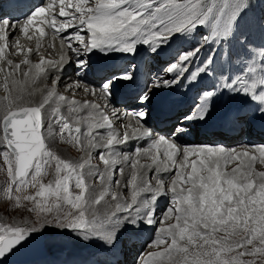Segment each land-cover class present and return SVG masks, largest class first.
Returning <instances> with one entry per match:
<instances>
[{"label":"snow or ice","instance_id":"snow-or-ice-1","mask_svg":"<svg viewBox=\"0 0 264 264\" xmlns=\"http://www.w3.org/2000/svg\"><path fill=\"white\" fill-rule=\"evenodd\" d=\"M249 7L243 0H208L207 3L205 0H48L36 6L22 22H13L7 14L0 16V56L4 55L8 38L17 29L25 35L30 31L33 35L39 33L40 37H45L46 30H50L54 38L61 39L62 51L66 44L68 52L75 56L79 76L89 67V61L83 57L94 51L105 55H135L138 45H145L147 52L157 54L177 36L186 40L199 27L207 26L210 31L201 36V46L182 50L178 60L174 58L169 62L165 71L172 74L173 79L157 75L151 87L145 85L138 97L142 106L150 103L155 89L169 88L183 79H198L207 74L215 63V56H206L195 69L186 64L193 62L203 47L230 42ZM240 44L246 54L237 59L243 67L239 73L218 81V90L242 97L246 104L253 106L254 114L264 117V43L254 45L245 37ZM22 63L29 61L25 59ZM70 63L64 55L58 62H45L42 58L23 72V76L33 83L42 75L50 79L47 69L63 71ZM8 64L12 65V61ZM20 67V64L13 66L15 70ZM133 79V71L113 73L93 85L91 94L95 95L98 90L108 99L115 82ZM7 80L6 76V92L9 91ZM11 83L18 85L15 79ZM58 83L59 79L52 80L51 90L34 106L19 103L23 99L20 95L12 99L5 96L6 103L0 104V147L6 149L0 151V156L7 165V175L17 193L29 186L34 189L38 186L35 195L23 196V200L34 203L29 210L36 213L35 222L31 226H0V264L33 234L47 227L79 232L80 239L86 242L98 239L111 246L121 221L134 225L139 216H143V222L149 226L159 223L149 247L161 248L149 252L141 264H264V171L254 168L257 161L264 164V146L238 150L185 145L180 159L181 147L172 141L180 139L185 122L207 118L208 110L203 104L197 105L195 113L180 118L175 131L169 133L172 140L164 135L152 139L153 131L146 127L148 111L143 107L126 113L135 120V125L130 121L125 125L129 130L121 136L113 130L109 116L99 104L58 94ZM84 91L89 92V88L85 87ZM216 91V86L205 90L202 98L210 100ZM51 104H55L51 111L57 115L61 105L67 107L68 116H60V132H67L78 144L86 140L87 158L63 159L48 147L42 128L45 108ZM89 108L93 112L83 117L85 122L93 114L99 119L88 123L87 131L82 132L80 113ZM113 116L121 118L116 111ZM73 117L75 127L69 122ZM49 127V137H52ZM102 128L110 130L106 136L96 131ZM145 138L151 143L145 148L136 147L131 154L117 148ZM99 149H105L99 153L105 166L102 171L92 164V152ZM193 156L195 159L190 161ZM142 157L150 163H141ZM117 165L122 166L117 168ZM230 165L235 166L229 168ZM129 166L130 176L127 183H123L125 169ZM153 168L157 173L155 187L147 179ZM50 172L54 180L42 183L41 178ZM173 172L170 183L159 176ZM117 173L120 179H115ZM91 177L99 182L101 190L86 182V178ZM72 182L75 191L70 187ZM113 182L117 187L130 190V202L123 192L111 190ZM11 192L9 184L6 194L10 198ZM144 193H151L150 198L141 200ZM168 193L171 194L170 206L161 212V219L157 221L154 219L155 202ZM15 199L19 204L21 198ZM102 204L105 211L101 221L97 206Z\"/></svg>","mask_w":264,"mask_h":264},{"label":"bare ground","instance_id":"bare-ground-1","mask_svg":"<svg viewBox=\"0 0 264 264\" xmlns=\"http://www.w3.org/2000/svg\"><path fill=\"white\" fill-rule=\"evenodd\" d=\"M173 41L177 42L178 36L176 38H174ZM180 47H181V45H179L177 49L173 50L169 46L168 58H173V59L175 58L178 60V55L181 52L177 53V51ZM19 49H20V53H18V54H15V55L8 54L6 56V54L4 53L3 56H0V90L2 91V93L0 94V104L6 103V101H4V99H3L5 96H9V99H12V97H14L16 95H20L23 97V99L19 101V103H21L22 105H24V106L36 105V104L42 102V99H43L44 95H46L47 90H51V88H52L51 80L49 79L48 81L44 82L45 76L42 75L41 77L36 79L35 83H33L31 81V79L25 78L23 76V72L28 71L30 68H32V66L39 63L42 58L45 62L55 61V60H50L52 55L48 54L47 51H45V48H44V46L41 45V43H37V42L23 43V44H21ZM141 49H143V48L141 47ZM162 50H160V51H162ZM146 52H147V46H146ZM159 52L157 54H151L149 52V56H150L149 58L152 61V63H151L152 68H151V71L148 74V78H147V84L149 85V87H151V82H152L153 78L156 77L157 75H163L164 79H169V80L174 78L172 74H169L165 71L166 67L170 66V63L169 62L165 63L163 61L160 62L159 60H157V55L159 54ZM101 54H103V53H101ZM113 54L117 55L118 58L125 61V63L128 65L126 68L124 66L121 68H115L113 70L114 72L120 73V72H123L125 70L128 71L130 69V67L134 65V62L132 60H129V58L127 57V54H123V53H113ZM103 55H105V54H103ZM242 55L243 54H241L240 56H242ZM86 57L87 56H84L83 58L86 59ZM25 59H27L29 61L28 64L22 63V61H24ZM9 60L12 61V65L8 64ZM15 64L21 65L19 70H15L13 68V66ZM44 66L47 69V64H45ZM235 66L237 68L231 69L229 71V75L239 73L241 68L243 67V65L240 63V61L237 59V57L235 59ZM32 70H33V72L35 71L34 68ZM58 73H59L58 68L57 69H47V76H51V77L53 76L52 79ZM220 74L221 73H218V75H220ZM31 75L32 74L30 73V77H31ZM6 76L8 77V80H7V84H8V88H9L8 92H6L4 90V84L6 82L5 81ZM74 76H75V71L73 70L69 74V77L67 78V80L68 81L71 80ZM212 76L213 75H212L211 69H209V72L207 74L203 75V79H205V81L204 82L201 81V82H202V86L205 89L212 90L213 87L215 86V84L213 83L215 81V79L213 80ZM223 78H225V76H221L219 78V81L222 80ZM13 79L18 81V85H16V86L12 85L11 82ZM58 79H59V83L56 86V91L58 94H60L62 92L69 99L75 98L81 102H83L84 100L91 101V98L88 95H85L84 92L80 89V87H75V88L72 87L71 83L67 82L65 80L64 76H61ZM209 79H210V81L208 82L207 80H209ZM71 91H74L76 94L71 95ZM216 95L219 96L220 100H221L220 104L218 105V108L232 107L233 105H240L241 106V105L246 104V102L243 100L242 97L234 96L228 91L220 92L218 90V88L216 91ZM129 100L130 99H124L122 101L116 100V101L123 103V104H126V105H131V104H129ZM94 103H96V102H94ZM146 105L147 104H144L142 106L137 105L136 107H131V109L133 110V109H136L138 107H146ZM100 106H101V110L103 111L102 105H100ZM53 107H55V104H51L49 106H46V108H45L43 127H45L44 126L45 125L44 122H45V123H47V126H46L47 128H44L42 130V134L45 137L47 145L58 142L57 146H56L57 150H63L62 146H60V142H61L60 140L64 139L66 141L65 135L62 134L61 132H57V131H56L57 133L56 132L53 133L54 132L53 130H56V128L58 127L57 126L58 122L56 124L55 122H53V119H52L54 113L51 111V108H53ZM92 112H93V110L91 108H89V109H86L80 113V115L82 116V119L80 120V124H79L81 129L82 128L85 129L84 123L86 125V122L83 119V117H88V114L92 113ZM60 114H62V115L64 114L63 115L64 117H66V115L68 116V109L66 106L61 105ZM0 115H2V110H0ZM50 118H51V121H50ZM98 119H99V116L93 114V117L89 118L87 122L92 123ZM170 121H171V123H174L175 120L170 119ZM122 122L124 123L125 121L120 120L118 122V124L120 125ZM72 124H73V126H76L75 123H72ZM49 126H51V131H53L52 137H49V131H50ZM58 129H60V128H58ZM163 130L168 131L169 127H163ZM81 144H83V146L86 147L87 142L83 141V143H81ZM203 144H212L213 146H219V144H223V145H227V146H233L232 148H237L238 150L246 148V147L249 149H254L255 147L264 146V135H257L256 139H253L251 141H247L243 138H236V137L235 138L233 137V139H232V137L222 138L221 135L219 134V135L213 136L212 139L202 137V138L198 139V141L195 143L196 146H204ZM100 150L105 151L104 149H99L97 151H100ZM93 151H95V150H93ZM98 156H99V154H98ZM141 163L147 164V163H150V160L142 157ZM119 166H122V165H117L116 167H119ZM233 166H235V165H230L229 168H231ZM98 167L102 171L105 166L103 165L102 162H100ZM254 168L257 171H264V164H260L259 161H257L254 165ZM130 172H131V168L129 166L128 168L125 169L124 177L130 176ZM162 174L163 173H161L160 175H162ZM173 176L174 175H169L168 177H166L165 178L166 183H170L171 178ZM115 177H117L118 179L121 178L118 173L116 174ZM126 180H123V183H127ZM155 180H157L156 175H154L153 177L149 176V181H150L151 185H153L155 183ZM91 181L93 182L94 180L89 179V182H91ZM96 188H97V186H96ZM114 191L115 192H123V195L125 197H127L130 201V190L128 188L117 187L115 185ZM150 196H151V193H144V194H142L141 200L149 199ZM106 199H107V197H106ZM170 201H171V194L168 193L167 195H163V196L159 197L158 200L155 202V210H156L155 219L157 221H159L161 219V212L166 207L170 206ZM113 204H114V202H113ZM97 207L102 208V209H99V212H100V216L103 218L105 206L102 204L101 206H97ZM121 215H124V214H121ZM143 219H144L143 216L137 217V223L134 225L133 224H125L123 221H121L119 228H121V226L122 227H133L136 230L137 236L132 238L131 244L129 246L123 245V249L125 251V257L123 258V261L120 262V264H135L134 259H135V257H138L139 255H140V257H139V263L138 264H141L142 260L147 257V255H146L147 249L151 248V247H149V244L155 238L157 225L159 223H157L156 225L149 226L143 222ZM170 222H174V220L169 221V223ZM79 239H80V235L78 234V240L74 241L71 245H69L71 247L70 249L77 251V250H83V249L89 248L91 240L86 242L82 239H80L81 240L80 241ZM136 239H142V242L140 243V241L136 240ZM145 245H146L147 249L144 248ZM20 246H22L24 248V250L29 248L27 253L31 252L30 251L31 249H32V252L39 250V248H35V247L25 248L24 243H22V245H20ZM154 248H155L154 251H160L159 248H157V247H154ZM37 254L38 255H36L34 257H28V259L24 262H8V264H41L44 262L46 264H57L56 261L51 259V257L53 255H56V254L47 253L46 255H44L41 252H38ZM128 255L130 256V258H127ZM131 258H132V261L129 262L128 259H131ZM94 260L97 261L96 264H104V261H98L99 258L96 255L94 256Z\"/></svg>","mask_w":264,"mask_h":264},{"label":"rangeland","instance_id":"rangeland-1","mask_svg":"<svg viewBox=\"0 0 264 264\" xmlns=\"http://www.w3.org/2000/svg\"><path fill=\"white\" fill-rule=\"evenodd\" d=\"M205 2L207 3L208 0H205ZM243 2L246 3V4H250L249 2H247V0H243ZM259 3L264 6V1L263 0H259ZM250 14H255L256 16H259V12H258V10L256 9L255 6L252 7L250 5L248 10L245 12L243 17L240 19L235 36H238L240 34V32H239L240 30L245 31V29L243 27V24L246 23V21L250 18ZM208 31H209V28L206 26V28L204 29V32H203L202 35H204V33H205V35H207ZM202 35H198L197 36V38L199 40V44L191 43L190 40H189V36H188L186 40L178 38L177 42L173 41V39H172V43H171L170 47L173 50H175V49L178 48L179 45H181V47L178 49L177 53L181 52L182 50L189 49V48H193L194 49L195 47H199V46H201L203 44V41L201 39ZM245 37L248 38L247 35L243 34L242 35V40ZM237 44H238V42L236 40H234V39H232V41H230L229 46H227L226 43H225L224 49H223L224 50V54L226 56L225 60H227V61L229 60V53L230 52H232V55H240V54L245 55L246 54L244 52V50L243 49L241 50ZM208 48L209 47H203L202 51H200V53H199L197 61H200V63H201V60L203 58H205L207 53H210V51L211 52L214 51V54H215L216 49L213 50V49L210 48L211 50H208ZM213 56H215V55H213ZM215 58H216V56H215ZM232 58H233V56H232ZM172 59L173 58H168L166 60V63L169 62ZM47 77H50V80L52 81V77L51 76H47ZM48 80H49L48 78H44V82H46ZM65 80L67 82H70L67 79H65ZM1 93H2V91L0 90V94ZM60 94H63V93L61 92ZM73 94L75 95L76 93L74 91H71V95H73ZM63 115L62 114H59V115L56 114L55 115V113H54L52 119H53V122H55L56 124L58 122V124H57L58 127L56 128V130H53L54 132L52 131L53 133H55L56 131L60 132V129H58V128H61V122L59 121L60 120L59 117L63 116ZM66 117H67V115H66ZM73 119H75V118L70 119L69 122L70 123H74ZM50 121H51V118H50ZM44 124H45L44 125L45 127H43L42 130L44 128H47L46 127L47 123L44 122ZM87 124H88V122L86 123V125L84 123L85 129L82 128V132L87 131ZM73 127H75V126H73ZM62 134H64L65 138H66V141L64 139L60 140L61 141L60 142V146H62L63 150H57V148H56L57 143H58L57 142V143H52V144L48 145V147L52 151H54L61 158L67 159V160L78 161V160H80L81 157L87 158V151L88 150H87L86 147L83 146V144L76 143L74 140H72L71 137H68L66 135V132H64ZM84 141L87 142L86 140H84ZM3 150H6V149H3L2 147H0V151H3ZM100 152H103V150H100V151L95 150V151L92 152V156H93L92 164L95 165V166H98L99 163L101 162L100 159H99V156H98V154ZM119 167H121V166H119ZM119 167H117V168H119ZM128 178H129V176H126V177L123 178V180H126V179L128 180ZM29 179H30V177H29ZM89 179L94 180V181L93 182L92 181L89 182ZM115 179H118V178L115 177ZM53 180H54V177L51 174V172L47 176H44V177L41 178V182L45 183V184H47V183H49L50 181H53ZM96 181L97 180L94 177L86 178V182L88 184H96V186L98 188L97 190L99 191V190H101V185L99 184L98 181L97 182ZM9 184L12 185L11 198L6 194V189H7ZM70 187H72V190L75 191L74 182H72V184H70ZM37 190H38V186L35 189L32 188L31 186H29L26 190H22L21 192L17 193L15 191V184L13 183L11 178L8 177V175H7V165L4 163L3 157L0 156V226H3V225H8V226H31L36 220V213L29 210V209L34 207V203L31 202V201L23 200V196L24 195H35V192ZM111 190L112 191L115 190V183L114 182L111 185ZM17 196H19L21 198L19 204H17L16 199H15V197H17ZM37 199H39V198H37ZM107 200H110V198L107 197ZM98 209H102V208L99 207ZM100 218H101V220L103 219L101 216H100ZM39 233H41L43 235V247H44V249L50 254H57L58 252H66V251L73 250V249H70L71 247L69 245H71L74 241L78 240V234L80 235L79 232H75L74 233L72 231L60 230V229L53 228V227H47L43 231H41ZM144 248L147 249L146 245L144 246ZM159 249L161 250V248H159ZM28 250H29V248L26 249L25 252H27ZM30 251H32V249ZM139 257H140V255L138 257H135V259H136V260L134 259V263L135 264L139 263ZM244 259H249V257H245ZM128 261L129 262L132 261V258L128 259ZM2 264H8V262H2Z\"/></svg>","mask_w":264,"mask_h":264},{"label":"water","instance_id":"water-1","mask_svg":"<svg viewBox=\"0 0 264 264\" xmlns=\"http://www.w3.org/2000/svg\"><path fill=\"white\" fill-rule=\"evenodd\" d=\"M25 248L27 247H36L39 248L38 251L25 252L22 246H18L12 253L8 254L2 261H26L28 257H34L38 255V252L45 253L46 250L43 249V235L41 233L33 234L30 239L24 242Z\"/></svg>","mask_w":264,"mask_h":264},{"label":"trees","instance_id":"trees-1","mask_svg":"<svg viewBox=\"0 0 264 264\" xmlns=\"http://www.w3.org/2000/svg\"><path fill=\"white\" fill-rule=\"evenodd\" d=\"M250 1L255 2L256 0H250ZM260 12L264 15V8L263 7L260 9Z\"/></svg>","mask_w":264,"mask_h":264}]
</instances>
